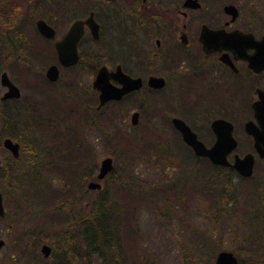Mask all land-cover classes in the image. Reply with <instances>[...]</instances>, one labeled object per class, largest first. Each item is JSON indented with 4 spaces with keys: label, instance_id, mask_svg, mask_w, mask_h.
Instances as JSON below:
<instances>
[{
    "label": "flooded vegetation",
    "instance_id": "obj_1",
    "mask_svg": "<svg viewBox=\"0 0 264 264\" xmlns=\"http://www.w3.org/2000/svg\"><path fill=\"white\" fill-rule=\"evenodd\" d=\"M31 10L39 14H29ZM29 17L45 47L41 57L51 59L45 64L44 79L34 84L24 72L35 60L28 61L22 44L12 43L10 37L0 45V61H6L3 63L9 68H1L0 73L5 71L18 88V95L4 96L7 86L0 82V131L26 127L28 121L23 124L21 113L28 110L38 116L41 127L52 120L60 131L70 119L73 125L67 123L69 126H78V119L79 124L84 123L86 133L81 140L47 142H23L5 134L0 136L4 158L19 159L22 148L34 146L42 159L51 151L58 153L71 163L72 174H81L83 183L87 180L88 190L98 192L101 180L112 169L97 178L100 161L109 155L93 161V151L95 141L100 145L113 141L103 133L109 126L111 132H150L158 139L176 131L181 138L173 123V118H178L206 147L216 140V131L229 128L235 146L226 153V159L232 162L235 153L239 157L249 153L251 172L241 175L234 168L222 166L244 178L245 205L264 215V148L261 152L255 148L254 137L245 128L249 124L250 128L261 130L264 137V0H0V19L21 21ZM38 18L53 28L52 37H45L36 29L34 21ZM73 24L75 31L80 29L75 41L77 57L65 65L58 59L56 43ZM50 64L57 67V76L52 80L45 75ZM13 68L17 77L6 71L13 75ZM99 69L97 86L93 81ZM100 89L120 95L100 102ZM25 90L33 96L25 95ZM162 132H168L167 136ZM93 134L94 140L89 139ZM4 137L18 143L16 156L3 146ZM4 158L0 157V179L22 172L21 162L12 166ZM21 180L23 176L18 177V182ZM90 180L98 181L100 187L88 188ZM17 186L23 192L19 184L13 189ZM9 191L0 187V230L8 235L7 240L0 237V248L7 244L8 264L16 252L21 264L27 259L28 233L13 220L14 214L18 215V205H14V213L8 208L6 195L15 200ZM83 193L82 187L74 196ZM234 195L233 201L237 198L238 204V194ZM85 203L84 207L90 210V204ZM30 236L40 251L44 243L41 236ZM31 255L39 259L38 253ZM40 255L44 257L41 252ZM36 264L42 262L38 260Z\"/></svg>",
    "mask_w": 264,
    "mask_h": 264
},
{
    "label": "trees",
    "instance_id": "obj_2",
    "mask_svg": "<svg viewBox=\"0 0 264 264\" xmlns=\"http://www.w3.org/2000/svg\"><path fill=\"white\" fill-rule=\"evenodd\" d=\"M31 23L32 19L21 21L19 19L8 21L4 20V18L0 19V36L6 37V42L4 43H7V39L10 37L12 43L15 41L21 43L29 59L45 65L48 58L41 57L42 49L45 47L39 44L35 45L28 33L23 31L27 30V25ZM31 25L33 33L39 37L33 24ZM40 39L42 38L40 37ZM0 41H2L1 37ZM0 45L2 44L0 43ZM1 63L2 61H0V65ZM27 70H30L29 66ZM43 127L47 128L49 132L47 138L50 140H56V135L67 141L81 138L80 129L78 130L77 125L69 126L66 124L63 129H60V132L50 120ZM32 133H34L33 128L28 122L26 127L1 130L0 136L6 134L22 141H36V137ZM112 134H119L113 139L114 141L116 140V150L113 147L109 148V152L116 162L118 155H122L124 157L123 160L129 163H132L129 160L134 158L145 157L148 159L146 160L148 163H158L164 167L171 163H176L179 168L171 174L162 173L164 180L159 182L144 181L133 175L123 176L116 173V176H119L122 180L121 187L116 189L119 197L118 216L113 211L111 214L106 209V207L111 206V200L108 199L110 192L108 194L106 189H101L94 198L91 197L90 210L84 213L83 216L71 221L72 216L68 217L64 214L65 218L69 219L70 222L63 221L61 225L63 229L69 230L73 224H76L78 230L76 234L71 233L64 235L63 238L61 237L59 248L50 237L41 236V241L46 242L50 246V254L48 256L51 259L50 264H124L126 258H121L120 256L128 253L127 248H130V244L139 243L140 246L143 245V236L138 231V225L135 223L137 205L149 206L152 204V210L156 209L161 216L164 217L166 215L167 218L174 216L179 209L180 212L176 216L184 227L191 225V213L193 210L200 211L205 215L211 214L209 216L210 224H216L221 215H226L232 219L229 227L232 236L237 235L243 239L249 237L246 231L242 229V224L249 220L250 215L255 217L257 214L260 215V212L256 210L249 212L247 208H240L235 203V200L233 201L234 193L244 195L245 187L235 189V185L231 182L235 173L232 169L213 164L206 158H198L191 148L183 143L176 131H173L168 137H160L159 142L158 138L151 135L150 132H139L136 140L129 139L124 135L121 136L117 131H113ZM108 140H110V136ZM108 142L110 144L112 141ZM118 143H122L123 146ZM63 146L66 147L67 145ZM36 149V146L33 149L22 148L21 158H4L5 162L8 161L9 164L15 166L21 162L20 160H23V157H26L27 161L30 162L31 157L37 154L35 152ZM118 150L120 153H116ZM51 154L52 151L45 157L46 161H48V168L58 176V179L65 187L58 188L52 185L50 174H38L34 175L36 177V179L34 178L35 187L28 188V190H33L34 194L32 196L36 199L39 198L40 201L44 197L47 203L52 199L55 200L63 196L65 199L60 203L67 206L68 210H72L71 200L74 199L73 193L83 187L85 179L82 176L72 174L73 170L70 171L71 164L62 158V155L57 153L51 156ZM66 154L68 155V153ZM114 171L112 169L108 174ZM31 174L33 176V173ZM235 175L237 174L235 173ZM238 177L244 179L240 176ZM38 191L43 192L39 193ZM158 200H162L161 206L156 205L155 202H158ZM212 207H214L213 212H209ZM56 214H59L58 211ZM116 217H118V222H116ZM127 222H131L133 225ZM239 228L242 230H239ZM259 231L260 236H263L264 230L260 228ZM204 237L208 238V235H204ZM255 241L248 240L244 242L247 252L241 258V264H264V256L257 255L253 251L254 248L257 251L260 245H262V248L264 242L261 244L260 240ZM239 243H242L241 240ZM137 261L141 264L152 263L148 257L143 256H140L138 260L135 259L134 264ZM207 264H213V253L208 255Z\"/></svg>",
    "mask_w": 264,
    "mask_h": 264
},
{
    "label": "rangeland",
    "instance_id": "obj_3",
    "mask_svg": "<svg viewBox=\"0 0 264 264\" xmlns=\"http://www.w3.org/2000/svg\"><path fill=\"white\" fill-rule=\"evenodd\" d=\"M30 13L39 14L38 11H34V10L29 11V14ZM28 19H32V18L29 17L26 20ZM31 24H33V20ZM31 24L27 25L26 32L33 39L32 42L35 45L39 44L40 46H42L43 43L42 41H40L39 37H37L35 33H33V27ZM0 37L2 40L0 41V43L2 45L6 44L4 43L6 42V37L3 36ZM50 59L51 58H49V61ZM29 60L30 59L28 57V61ZM49 61L47 60V63ZM3 62L4 61L2 60L1 64L3 65H0V69L5 68V66H7V64L6 65L4 64L6 61L4 63ZM28 66L30 70L28 72H24V75L27 77L28 81H31L35 84L38 79H44L43 72L45 65L43 66L39 62L33 61L32 64ZM6 68L9 70L8 66ZM8 70L6 71L10 76L17 77V75L15 74L16 70L14 68L12 69V72L14 73L13 75ZM24 92L25 95H32V92L29 90H25ZM37 111L38 108H35L33 110L34 113H36ZM32 115L33 113L30 111L28 112V110L21 113V119L23 124L27 121L30 122L31 127L33 128V131L35 133L32 134L36 137V140L38 137V140H43L46 142L49 141L50 139L47 138L49 136V132L47 128L38 125L37 122L38 116L33 115L32 117ZM71 121L72 120L70 119L69 122L67 121V123L73 125ZM77 124H78L77 127L78 130L81 128V133H80L81 138L79 140L84 139L82 137V135L84 136L86 133V129L84 130L83 128L84 123L83 125L79 124L77 119ZM109 127L107 128V130H104L103 133H105L107 137L110 136V140H113L115 139V136H119V134H112L111 130H109L110 129ZM120 134L121 136L123 135L127 136L129 139L136 140L138 138L137 136L139 135V132L137 133L136 131H128V132L123 131L120 132ZM161 134L163 136L165 135L167 136L168 132H162ZM90 136L91 137L89 139L94 140V134ZM55 139L62 140L63 138H60L59 135H56ZM26 141L27 140H23V142ZM95 142L97 146L94 148L93 151V161H95V159L99 161V159L105 156L106 154L112 157V155L109 152V148L113 147L115 150L117 148V146H115L116 140L115 141L113 140L111 144L103 143V145L102 143L100 145L99 141H98L99 143L97 141ZM25 144H29V143H25ZM120 146H123V144L121 143ZM116 153H120V151L118 150V152L116 151ZM53 154L54 153H52L51 156H53ZM5 155H6L5 151L0 147V157L4 158ZM39 155L40 153H37L36 155L32 156L30 162L27 161L26 157H23V160H20L22 163L21 169L23 173L17 171L15 174L8 176L7 179H4L5 176L0 179V187L4 189V191L10 190L9 193L13 192L14 194L15 200L13 201L10 200L9 195L7 199V195H6V202L8 204V208L12 211L14 209L13 208L14 205L16 204L18 205L17 207L18 215L14 214L15 217L13 218V220H16L19 223L18 225L20 227L23 228L25 227V230L28 233L26 239L27 259H24L21 264H36L38 260L41 261L42 264H46V263L50 264L51 259L49 257H42L40 255L39 244L37 246L34 245L30 234L32 233L33 235H35L36 233H38V238H40V236L43 235L50 237L57 245V247L58 246L60 247V242H61L60 240H62L61 237L63 238L64 235L71 233L76 234L78 230V226L76 224H73L69 230L63 229V227L61 226L63 221L66 220L70 222L69 219L67 220L65 218L64 214H66L68 217L72 216L71 221L72 220L74 221L76 220V218L83 216L84 213H86L89 209V207H84V204H86L85 202L87 201L91 205L90 202L91 197L94 198V196L97 194V191L88 190L86 188L85 186L87 181L86 180L85 183H83V189L85 190V193H83V195H81L80 197L74 196V199L71 200L72 210H68L67 206H65L63 203H60L65 199V197L63 196L55 200L52 199L48 203L47 201L44 200V197L41 198V201L39 200V198L38 199L34 198V196H32L34 194L32 192L33 190L32 191L28 190V188L31 189L36 185L34 181V178L36 179V177L34 175L50 174L52 185L58 188L65 187V185L62 184L61 181L58 179V176L55 173L51 172L50 169L48 168V161H46L45 158L42 159ZM123 158L124 157L122 155H118L116 162L112 157V161H113L112 169H114L115 171L113 173L107 174L103 178V180H101V184H102L101 189H106L108 194L110 192L108 199L111 200V206L110 207L104 206V207H106V209L111 214L113 211V213L116 214V216H118V198H119L116 189H118V187H121L122 185V180L120 179L119 176H116V173L123 176L133 175L144 181L159 182L161 180H164L162 173L171 174L172 172L176 171L179 168V166L176 163H171L166 167L158 163L156 164L148 163L146 161L148 159H146L145 157H137L132 160H129L132 163L124 161ZM52 159H54V157H52ZM63 162L65 163V161ZM93 164L94 166H96L94 162ZM82 166L83 164H81V166L79 165V169H81ZM70 171L72 170L70 169ZM31 173H33V176ZM22 176H23V180L18 182V177L22 178ZM30 178L33 180H31ZM231 182L235 185V189L243 188L245 184L244 180L240 179L237 175H235V173L232 176ZM16 184H19V186L20 185L23 186V192L22 189L18 186H17L18 188L13 189L14 186H16ZM38 192L42 193L43 191H38ZM75 194H77V192L73 193V195ZM75 197H77V199H75ZM238 197H239L238 200L239 207L247 208L249 212H253V208L245 205L244 195L239 194ZM155 203L156 205L161 206L162 200H158V202ZM152 208H153L152 204H150L149 206L137 205L136 214H135L136 215L135 223L138 225L139 228L138 231L141 232L143 236V245L140 246L139 243L138 244L133 243L134 244L133 246V244H130L129 246L130 248L129 249L127 248L128 253L122 254L120 256L121 258L123 257L126 258L124 264H134L135 259L138 260L140 256L148 257L149 260L152 261L151 264H207L208 255L213 253V259H214L216 252H218L219 250H231L233 254L236 256V258L240 261L241 258L247 252L244 245L245 241L247 242L248 240L250 241L260 240V243L262 242L261 244H263L264 242V235L260 236V231H259L260 228L264 230V215L261 214V212L260 215L257 214L256 217H252V215H250V217L248 218L249 220L247 219L248 221H246V223L242 222L244 223L242 224V229H244L249 236L247 237V239L245 238L243 239L237 235L232 236V233L229 231V227H230V223L232 222V219L231 217L228 218L226 215H221L220 218H218V222L216 224L214 223L210 224L209 216H211V214L205 215L200 211L193 210L191 213V220H192L191 225L184 227V225L179 221V218L176 216L180 212L179 209L177 210V213L175 215L172 214L174 216L167 218L166 215H164L165 217L164 218L163 216L160 215L159 212H157L156 209L152 210ZM213 209L214 207L209 209V212L211 211L213 212ZM20 210L22 215L20 214ZM57 211L60 215L56 214ZM116 222H118V217H116ZM127 223L133 225V223L131 222H127ZM240 229L241 228H239V230ZM204 235L205 236L208 235V238H205ZM7 236L8 235H6V232L4 233L3 230H0L1 238L6 237L7 240ZM10 237H12V235H10ZM240 240L242 243H239ZM23 243H25V240L23 241ZM261 246L262 245H260L257 248V251H255V248L253 249V251L257 255L259 254L264 256V245L262 248ZM20 247L22 248V245H20ZM25 248L26 246L24 245L22 249ZM7 251H8L7 244H5L0 248V264H8L7 263L8 260L6 259V255H5ZM32 253L33 254L38 253L39 259L36 260L35 257H32L31 255ZM15 255L16 256H14L10 264H19V261H17L18 258L17 252L15 253ZM240 263L242 262L240 261ZM136 264H141V263L137 261Z\"/></svg>",
    "mask_w": 264,
    "mask_h": 264
},
{
    "label": "water",
    "instance_id": "obj_4",
    "mask_svg": "<svg viewBox=\"0 0 264 264\" xmlns=\"http://www.w3.org/2000/svg\"><path fill=\"white\" fill-rule=\"evenodd\" d=\"M36 29L45 37H52L53 28L47 24L43 19H36L34 21ZM75 24H73L68 32L64 35L62 40L59 43H56L57 51H58V59L62 64H70L76 60V51H75V41L79 36V31H75ZM59 44V47H58ZM100 69L97 72L96 78L93 81V84L100 86ZM45 75L49 79H54L57 76V67L55 64H50L45 69ZM0 82L3 85L7 86V91L4 92V96L7 95H18V88L13 84V82L6 75L5 71L0 73ZM108 91V90H107ZM107 91H103L100 89L99 93V101L103 102L109 97H118L120 93H109L106 94ZM173 123L177 130L179 131L181 138L185 143H187L192 151L197 155H203L209 158L211 162L219 165H226L231 168H234L241 175H248L251 172L252 165V156L247 153L239 157L236 153L234 154V158L232 162H229L226 159V153L232 150L235 146V140L230 135L229 128L225 131H216V140L214 143L206 147L200 140H198L195 136V133L182 121L178 118H173ZM217 123V122H216ZM229 124L227 122H224ZM246 130L251 132L254 137V146L255 148L261 152V147L264 140L261 130H257L256 128H250L249 124H246ZM2 144L4 147L9 149L12 155H17L18 143L12 141L9 137H4L2 140ZM112 169V159L110 156H105L100 161L99 169L96 174L97 178L103 177L107 172ZM88 188H99L100 183L98 181L90 180L87 183ZM2 212L1 206V195H0V213ZM0 240V244H1ZM40 252L44 257H47L50 252V246L47 243H43L40 246ZM213 264H241L240 261L236 258L231 250H219L216 252Z\"/></svg>",
    "mask_w": 264,
    "mask_h": 264
}]
</instances>
